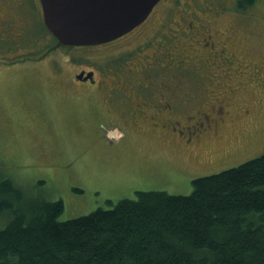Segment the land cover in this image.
Returning <instances> with one entry per match:
<instances>
[{
	"label": "rangeland",
	"instance_id": "374dc122",
	"mask_svg": "<svg viewBox=\"0 0 264 264\" xmlns=\"http://www.w3.org/2000/svg\"><path fill=\"white\" fill-rule=\"evenodd\" d=\"M179 1L181 4L176 0H164L165 5L156 8L141 29L106 46L70 48L60 47L54 41L49 64L55 68L65 65L71 70L81 67L73 65L79 61L83 65L104 68L93 58L101 60L115 53L119 59L125 56L134 60L150 50L149 53H153L145 59L148 65L158 59L156 52L161 47L158 40L164 38L169 41L170 37L174 38L166 45L170 47V53L175 54L172 48L188 51L194 42L187 31V21L179 16L185 15L184 11L198 14L197 2L204 0H186L188 6L184 0ZM211 7L215 8L213 12L218 16L213 21L207 15L213 27L212 40L217 42L218 39L217 45L227 46L229 43V52L234 53L243 65L251 61L260 66L259 60H264V0L258 3L256 10H237L231 0H213ZM228 23H231V29L226 34ZM31 24L25 34L27 43L32 39L35 43L36 40H45L44 35L41 36L45 28L40 21L36 26ZM50 36L48 32L47 37ZM150 40L153 46L144 48ZM35 49H40L38 44ZM135 49H139L136 55ZM0 50H8L6 42L0 41ZM119 59H112L108 66L115 64L114 60L124 61ZM106 60L111 59L107 57ZM5 64L8 61L2 65ZM185 67L189 69L176 76L168 68L162 75L167 82L176 77L182 80L187 93L184 98L191 99L194 104L191 110L205 105V101L209 102L208 95L229 98L227 102L233 108L238 104L253 110L251 120L238 118L234 125L229 123L227 130L224 129L231 132H227L229 139L216 140L211 146L214 154L231 151L236 146L242 148L239 159L233 163L205 172L185 167L172 158L175 149L170 145L163 144L165 155L157 153L152 147L154 143L132 136V133L123 136L120 128L109 120L95 119L86 100L84 105H74L80 102H70L61 89L51 87L50 81L42 76V72L49 73L43 68L35 76L20 73L11 82L6 74H0V180L9 179L27 193L37 190L49 200H61L64 209L59 220L64 221L99 208L111 209L121 199L134 198L135 191L188 195L193 178L234 168L264 154V67H259L257 74L249 68L244 71L243 67L242 73L238 74L231 70L221 71L218 78L211 80L208 77L214 65L207 64L205 59L204 62L194 59ZM218 84L220 86L217 87ZM209 85L215 94L207 92ZM90 127L95 129L92 130L95 133L88 131ZM168 147L171 150L169 156ZM177 174L182 176L178 179ZM38 182L43 183L39 186ZM7 219L6 214L0 215V228Z\"/></svg>",
	"mask_w": 264,
	"mask_h": 264
},
{
	"label": "trees",
	"instance_id": "16d2710c",
	"mask_svg": "<svg viewBox=\"0 0 264 264\" xmlns=\"http://www.w3.org/2000/svg\"><path fill=\"white\" fill-rule=\"evenodd\" d=\"M190 183L60 221L61 200L0 180V264H264V154Z\"/></svg>",
	"mask_w": 264,
	"mask_h": 264
},
{
	"label": "flooded vegetation",
	"instance_id": "af4514ba",
	"mask_svg": "<svg viewBox=\"0 0 264 264\" xmlns=\"http://www.w3.org/2000/svg\"><path fill=\"white\" fill-rule=\"evenodd\" d=\"M36 1L38 0H0V41L6 42L8 47L7 51L1 52L0 50V74H6L9 82L13 81L20 73L35 76V73L41 72V69L45 68L49 73L42 72L43 78L50 81L51 87L61 89L70 102H80L73 103L74 105H84L86 100L90 114L95 119L109 120L113 126L120 128L121 135L132 133V136H138L145 141L154 143L152 147L157 153L165 155L164 147L170 145L175 149L172 158L185 167H195L199 171L205 172L225 167L239 159L242 148L238 146L233 149L234 152L231 150L218 154L213 153L211 146L216 140L229 139L227 136L229 131H225L229 123L234 125L238 118L251 120L254 117L253 110L238 104L233 108V105L227 102L229 98L219 99L217 96L211 97L210 95L206 97L209 102L205 101V105L191 110L190 107H193L194 104L191 103V99L184 98L187 93L182 80L176 77V79L167 82L162 75V72L168 68L176 76L177 73L188 70L189 68L185 66L193 62L194 59H201L203 62L205 59L207 64L214 65V70L208 77L209 80L218 78L221 71L231 70L238 74L242 73L241 67H243L244 71L249 68L254 74H257V69L264 67V60H259L261 61L260 66L251 61L243 65L234 53L229 52V43L227 46L217 45L218 39L217 42L212 40L213 27L208 16L213 21H216L218 17L216 12H213L215 8L211 7L213 0L197 2L199 5L197 8L200 9L198 14L184 11L185 15L179 16L182 20L187 21V31L191 33L194 42L188 51L172 48L175 50V54L170 53V47L166 45L170 44L174 38L170 37L169 41L161 38L158 40L161 47L157 48L156 52L158 59L148 65L145 63V59L153 53H149L150 50L148 54L141 58L138 56L134 60L127 59L125 56L119 59L115 53H111L101 60L93 58L104 68L73 61L74 66L81 65V67L71 70L65 65H57L55 68L49 64V56L54 47V37L52 35L50 38L47 37L49 31L47 30L46 33L47 28L44 26L41 6L39 1ZM176 1L181 4L179 0ZM259 2L261 0H231V4L237 10L248 8L256 10ZM161 4L165 5L164 0H160L154 6L148 17ZM184 4L189 5L186 0H184ZM148 17L130 32L111 42L121 40L127 37V34L141 29ZM21 21L22 23H20ZM37 21H40L45 28L44 33L41 34V36L44 35L45 40H36L35 43V39H32L27 43L25 34L29 30L28 26L32 25L31 22L36 26ZM230 26L231 23L226 25V34L231 29ZM111 42L97 46H106ZM37 44L40 47L39 50L35 49ZM152 46L153 43L150 40L144 48L150 49ZM138 50H134L135 55ZM135 55L133 56L135 57ZM107 57L111 60H106ZM114 58L124 61L114 60L115 64L108 66ZM5 60L8 61V64L2 65ZM38 64H44V66L39 67ZM233 64L236 66L233 67ZM107 71L110 73L105 76ZM218 86L220 85L218 84ZM207 92L215 94L211 85L207 88ZM43 109L45 110V106ZM89 130L95 133L92 131L95 130L94 128L90 127ZM163 144H165L164 147ZM168 149L169 156L171 150L169 147ZM180 175L177 174L178 179ZM196 178L199 177L192 180Z\"/></svg>",
	"mask_w": 264,
	"mask_h": 264
},
{
	"label": "water",
	"instance_id": "95a60500",
	"mask_svg": "<svg viewBox=\"0 0 264 264\" xmlns=\"http://www.w3.org/2000/svg\"><path fill=\"white\" fill-rule=\"evenodd\" d=\"M45 26L63 45L112 41L142 23L159 0H39Z\"/></svg>",
	"mask_w": 264,
	"mask_h": 264
}]
</instances>
